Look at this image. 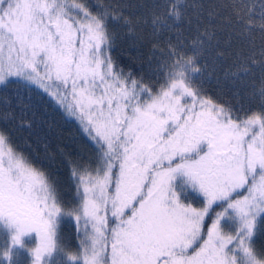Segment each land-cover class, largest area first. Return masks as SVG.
Instances as JSON below:
<instances>
[{"label":"snow or ice","instance_id":"obj_1","mask_svg":"<svg viewBox=\"0 0 264 264\" xmlns=\"http://www.w3.org/2000/svg\"><path fill=\"white\" fill-rule=\"evenodd\" d=\"M133 7L0 0L3 123L31 128L30 94L42 93L78 121L96 151L88 161L64 154L78 195L65 208L54 182L0 128L9 264L31 233L35 264H52L65 251L58 235L65 216L80 234L74 264H264L253 241L264 226V0H163L148 15ZM193 19L195 35L186 36L182 25ZM114 25L141 41L148 29L160 53L150 67L158 83L115 61ZM224 30L246 45L224 78L248 85L257 111L221 103L204 86L213 76L207 57ZM189 190L202 207L186 202Z\"/></svg>","mask_w":264,"mask_h":264},{"label":"trees","instance_id":"obj_2","mask_svg":"<svg viewBox=\"0 0 264 264\" xmlns=\"http://www.w3.org/2000/svg\"><path fill=\"white\" fill-rule=\"evenodd\" d=\"M92 2L93 0H89V3ZM130 3L134 6L135 15H148L152 10L160 11V8L156 6L162 4L163 0H130ZM189 14H191V9ZM196 23L197 21L193 19L191 26L182 25L186 36L195 35ZM114 28L117 32L116 46L112 50L115 61L126 72L131 71L137 78L142 76L145 82L158 83L150 67L157 63L155 57L160 53L158 51L153 53L152 45L155 41L148 37V29L145 28V36L141 41L126 34L125 30L118 25H114ZM216 36L218 43L214 45L211 55L207 57L208 71L213 73L212 78L208 79L204 85L209 96L221 103L230 101L236 108L243 105L250 111L259 110L258 103L249 99L248 93L251 89L248 85L225 79L223 75L225 69L232 64L236 50L246 48L245 42L234 35L229 41L227 30L217 31ZM218 52H223L224 55L217 56ZM30 95L31 128L27 125L23 127H17L15 124L5 125L2 114H0V128H7L11 136V144L15 149L23 153L34 165L43 169L54 182L62 205L65 208L75 207L78 203L76 186L64 154H71L72 157L88 161L95 158V148L82 132L79 123L71 120L47 95L42 93ZM13 106L15 107V101ZM19 113L20 109L16 108V114L19 115ZM185 199L187 203L195 206L202 205L201 199L192 193L185 194ZM58 234L65 251L61 253V256L52 260V264H69L66 258L80 249L76 243L73 224L71 222L62 223ZM253 241L258 251H264V226H261L254 235ZM10 248V237L0 231V264H9L5 258V252ZM14 264H31V262L22 253L15 252Z\"/></svg>","mask_w":264,"mask_h":264},{"label":"rangeland","instance_id":"obj_3","mask_svg":"<svg viewBox=\"0 0 264 264\" xmlns=\"http://www.w3.org/2000/svg\"><path fill=\"white\" fill-rule=\"evenodd\" d=\"M59 107H60V106H59ZM60 108H61V107H60ZM61 109H62V108H61ZM62 111H64V110L62 109ZM64 112H65V111H64ZM65 113H66V112H65ZM66 114H67V113H66ZM67 116H68L71 120L76 121V122L78 123V121H77L74 117H70L68 114H67ZM76 192H77V191H76ZM189 193H192V194H194L195 196H197L198 198L201 199V201H202V205H200L199 207H202L203 204H204V199H203V197H202L199 193H197V192H195V191H193V190H189L186 194H189ZM77 197H78V195H77ZM192 206H194V207H198V205L195 206V205H193V204H192ZM214 207H215V206H214ZM219 210H220V209L216 208V211H219ZM210 215H211V213H210ZM206 221H207V222L209 223V225H210L211 220L208 219V218H206ZM64 222H71V223L73 224V226H74V228H75L76 239H77L76 243L78 244V246H80V244H79L80 234L78 233V230H77V229H78V225H77V223L75 222L74 218L69 217V216H65V217H63V218L61 219L60 223H59V226H58V233H59V229H60V227L62 226V223H64ZM58 235H59V234H58ZM23 241H24V243H25V247H24V248L16 247L15 249H13V251H14V252H20V253H22V255H24L25 257H27V260H30L31 264H35L34 257L30 255V251H29V250L32 249L33 247H35L36 244L38 243V237H37V235H36L35 233L28 234V235H26V236L23 237ZM10 246H11V244H10ZM11 247H12V246H11ZM59 256H61V253H58V254L54 255V257L52 258V260H55V259L58 258ZM69 257H70V256H69ZM69 257L66 258V262L69 263V264H74V262H73L71 259H69ZM5 258H7V257L5 256ZM6 260H7V259H6Z\"/></svg>","mask_w":264,"mask_h":264}]
</instances>
